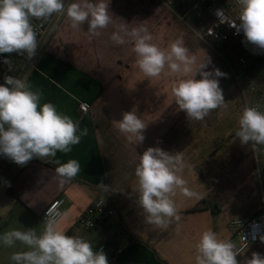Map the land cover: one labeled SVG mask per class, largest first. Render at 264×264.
I'll return each mask as SVG.
<instances>
[{"label":"crops","instance_id":"0c3cea01","mask_svg":"<svg viewBox=\"0 0 264 264\" xmlns=\"http://www.w3.org/2000/svg\"><path fill=\"white\" fill-rule=\"evenodd\" d=\"M211 1L235 11L236 0ZM188 8L187 0H178L179 14ZM109 10L116 24L124 21L129 28L146 26L153 42L161 48L182 37L184 46L198 61H204L207 55L211 63L204 70L218 68L227 74L218 78L227 108L211 111L203 121H189L174 103L171 86L175 77L166 70L148 80L135 64L132 45H115L110 40L113 25L102 30L100 36L90 38L86 24L75 30L65 18L36 68L28 72L26 81L33 91L42 92L41 104L53 103L59 112L78 122L81 130L87 129V135L72 146L71 152H57L51 163L34 158L19 166L1 155L0 234L13 228H36L39 232L45 209L62 197L64 216L58 228L66 235L85 237L95 249L105 252L108 261L111 250L127 248L117 262L109 264H195V245L203 231L211 229L221 239H230L228 228L234 219L222 226L219 205L208 204L222 191L225 195L238 190L229 178L231 174L234 180L237 178L236 171L231 170L232 161L240 165L248 163L246 178L254 183L255 191L246 190V205L256 208L248 218L261 212L252 146L241 144L235 136L238 116L245 108L242 92L234 83L230 68L196 35L209 25L208 21L190 20V25H185L176 15L166 13L156 0H110ZM196 79H200L199 74ZM81 105L89 106V111L82 113ZM132 110L147 125L143 131L145 139L138 145L129 143L112 122ZM148 147L183 152L185 161L191 165V171L186 168L182 174L187 186L204 193L203 199L197 200L178 192L175 200L181 220L174 221L166 230L144 222L132 194L135 166ZM70 159L80 163L81 171L71 183L60 187L54 161L64 163ZM101 183L109 187L108 191L100 187ZM101 196L112 202L114 216L98 229L78 228L80 218ZM22 250L27 249L19 244L14 247L0 244V264H13L11 255ZM253 252L264 255V241L250 246L237 259L243 264Z\"/></svg>","mask_w":264,"mask_h":264},{"label":"clouds","instance_id":"9594fccd","mask_svg":"<svg viewBox=\"0 0 264 264\" xmlns=\"http://www.w3.org/2000/svg\"><path fill=\"white\" fill-rule=\"evenodd\" d=\"M109 4L110 0H72L67 4L65 0H0V54L16 53L32 60L39 46L33 20L47 22L54 15L65 16L72 29L79 30L86 24L90 38L100 36L102 30L113 25L110 40L115 45H132L135 64L148 80L166 70L169 76L175 77L171 86L174 103L189 121H203L211 111L227 108L218 79L227 74L218 68L204 70L211 63L207 55L204 61H198L184 46L182 37L167 48H161L153 42L152 33L143 24L132 28L124 21L116 24ZM236 4L239 13L235 19L227 16L223 9L216 11L219 22H227L237 34L243 32L248 43L264 50V0H236ZM3 64L8 66L9 72L12 70L11 59L5 58ZM197 74L200 79H196ZM42 95L40 90L33 91L25 79L12 75L6 74L4 83L0 84V155L19 166H25L34 158L51 163L57 152H71L72 146L87 135V129L81 130L78 122L59 112L53 103L41 104ZM219 115L222 116L223 111ZM112 122L129 143H143L147 125L136 111L124 112L121 119ZM237 123L235 136L241 144L264 145V111L258 106L245 107ZM54 162L60 187L71 183L81 171L75 159ZM186 168L191 171L183 152L170 153L160 147H148L139 155L132 194L146 224L166 230L174 221L179 222L181 216L175 200L178 192L188 198L203 199L204 193L187 186L182 175ZM100 187L105 191L109 188L103 183ZM62 215L53 206L48 209L39 232L36 228H13L0 234L3 246L19 244L27 249L11 255L13 264H109L102 249H94L81 235L69 236L58 228ZM260 239L264 241V236ZM242 241L244 246L238 248L231 240L221 239L216 232L207 229L195 245V264H241L237 257L248 247L244 236ZM243 264H264V255L253 252Z\"/></svg>","mask_w":264,"mask_h":264},{"label":"built area","instance_id":"2783aa9c","mask_svg":"<svg viewBox=\"0 0 264 264\" xmlns=\"http://www.w3.org/2000/svg\"><path fill=\"white\" fill-rule=\"evenodd\" d=\"M156 1L162 6L166 13L176 15L185 25H190V20H197L201 22L208 21L209 25L201 32H196V35L203 44L208 46L220 58L224 57V49L233 44L236 50L248 53L247 56H238V68L232 69V67H230L231 74L234 83L242 92L245 107L258 106L259 110L264 111V89L253 82V80L249 77V72L252 66L264 57V50L248 43L244 38L243 32L237 34L236 29L230 27L227 22L220 23L216 15V11L218 9H223L227 16L235 19L239 13L238 5L235 4V11H230L211 0H187L189 8L185 13L179 14L177 12L178 0ZM70 2H72V0H65L66 4ZM65 18V16L54 15L47 22L33 20L39 45L35 56L32 60H28L26 56L18 55L19 60H14L10 58L9 54H0V84L4 83V76L6 74L26 80L28 72L36 68L39 57L46 49L51 38L61 26ZM5 58H9L13 61L12 70L10 72L8 71V66L3 64V60ZM89 109L90 108L87 105H81L80 107V111L84 114L87 113ZM252 154L256 164L255 179L259 185L258 197L261 203V212L252 218L234 219L230 222L229 228L234 232V236L238 238L239 241L238 248L244 246L242 236H244L247 240V248L260 243L262 241L260 237L264 236V147L258 148V145L252 147ZM1 160L2 157L0 155V161ZM64 204L65 199L62 197L53 200L42 214L41 221L43 222L48 209L53 208V206H55L57 211L63 214V218ZM114 214L115 211L112 202L108 198L101 196L80 218L78 228L87 231L98 229L102 227L112 216H114ZM247 248H245L244 251ZM126 250V247L111 250L112 254L110 256L109 263L117 262Z\"/></svg>","mask_w":264,"mask_h":264},{"label":"rangeland","instance_id":"374dc122","mask_svg":"<svg viewBox=\"0 0 264 264\" xmlns=\"http://www.w3.org/2000/svg\"><path fill=\"white\" fill-rule=\"evenodd\" d=\"M223 58H220L222 60V63L226 66V68H230L232 67V69H237L238 68V56L239 55H244L247 56L248 53L247 52H241L240 54H238L237 51H235L232 48H229L228 46L224 49L223 51ZM231 55H230V54ZM10 58L14 59V60H19V56L17 54H9ZM263 64L264 61H258L256 64H254L252 66V68H255L253 71H251V73L249 72V77L253 80V82H255L256 84H258L262 89H264V80L263 77H261L260 75L255 77L253 75V73L255 71H259V72H263ZM251 68V70H252ZM230 70V69H229ZM253 72V73H252ZM232 75V74H231ZM225 80L222 79V83ZM221 83V84H222ZM228 83V82H227ZM231 84H232V79H231ZM223 88V87H222ZM244 105H245V101H244ZM264 145H258V148H263ZM241 152L242 155H244L245 153L242 150H239ZM253 154L251 153V156ZM231 170L236 171L237 173V178L235 176L234 180L232 177L234 176L233 174H231V181L234 182L236 184L235 188H237L238 190L235 193V195L232 194H223L224 192L222 191V193L220 194V196L218 197V195H215V201H213V199H211L209 201L208 206H212V205H216L218 204L220 209H221V217H220V223L222 226H224L226 221H229L231 219H242V218H248L251 213H253L252 211H254L253 207H248L246 204L248 203V195H247V189L249 188V190L251 191H255V187H254V183H251L249 180H247V173L248 171V163L244 164V162L240 164L233 162L232 161V168ZM228 178V179H229ZM226 184L228 185V180ZM253 181V180H252ZM252 184V185H249ZM247 202V203H246ZM231 222V221H230ZM229 234H230V239L232 242H234L236 244V246H239V241L238 238H236L234 236V232L228 228Z\"/></svg>","mask_w":264,"mask_h":264},{"label":"trees","instance_id":"16d2710c","mask_svg":"<svg viewBox=\"0 0 264 264\" xmlns=\"http://www.w3.org/2000/svg\"><path fill=\"white\" fill-rule=\"evenodd\" d=\"M229 47V46H228ZM229 48H232V49H234L235 51H237L238 52V54H240L241 52L240 51H238V50H236V48H235V46H234V44L233 45H231ZM230 54V53H229ZM231 55V54H230ZM261 61H264V57H262L261 59H260ZM259 60V61H260ZM255 68H252V70H250V73H251V71H253ZM263 72H259L258 70L257 71H255L254 73H253V75L255 76V77H257V76H261V77H263V80H264V64H263V70H262Z\"/></svg>","mask_w":264,"mask_h":264}]
</instances>
